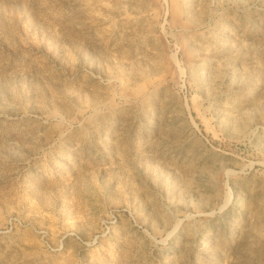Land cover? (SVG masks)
I'll list each match as a JSON object with an SVG mask.
<instances>
[{
    "label": "rangeland",
    "instance_id": "1",
    "mask_svg": "<svg viewBox=\"0 0 264 264\" xmlns=\"http://www.w3.org/2000/svg\"><path fill=\"white\" fill-rule=\"evenodd\" d=\"M0 264H264V0H0Z\"/></svg>",
    "mask_w": 264,
    "mask_h": 264
}]
</instances>
